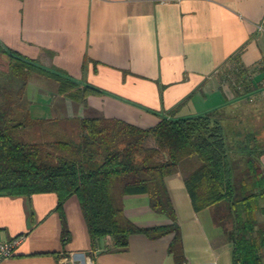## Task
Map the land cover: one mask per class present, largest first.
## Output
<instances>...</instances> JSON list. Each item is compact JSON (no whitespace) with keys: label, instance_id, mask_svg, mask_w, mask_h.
Segmentation results:
<instances>
[{"label":"crops","instance_id":"0c3cea01","mask_svg":"<svg viewBox=\"0 0 264 264\" xmlns=\"http://www.w3.org/2000/svg\"><path fill=\"white\" fill-rule=\"evenodd\" d=\"M1 49L105 92L80 104L57 94L56 82L48 96L38 90L46 96L37 99L28 84L33 118L104 116L150 128L170 113L192 116L235 104L231 79L239 72L264 84V0H0ZM166 182L187 264H233L231 245L208 210L194 211L182 176ZM57 204L55 193L0 196V243L19 240L2 264H59L71 254L94 264H175L168 251L173 235L134 234L121 252L107 251L106 237L92 251L76 197L64 206L69 239L63 240ZM124 210L139 228L170 223L147 195L126 196Z\"/></svg>","mask_w":264,"mask_h":264},{"label":"trees","instance_id":"16d2710c","mask_svg":"<svg viewBox=\"0 0 264 264\" xmlns=\"http://www.w3.org/2000/svg\"><path fill=\"white\" fill-rule=\"evenodd\" d=\"M9 70L0 71V196L55 193L62 238L69 239L64 206L76 197L91 250L109 237L107 251L128 248L129 238L173 235L175 264H187L167 179L180 174L196 213L208 210L231 245L233 264H264V155L262 130L226 113L231 103L192 116H162L141 128L104 116L37 119L26 90L36 73L57 83V94L85 104L105 92L43 69L11 50ZM238 73L236 98L250 101L264 84ZM234 105V104H233ZM147 195L163 226L139 228L124 210L126 196Z\"/></svg>","mask_w":264,"mask_h":264},{"label":"rangeland","instance_id":"374dc122","mask_svg":"<svg viewBox=\"0 0 264 264\" xmlns=\"http://www.w3.org/2000/svg\"><path fill=\"white\" fill-rule=\"evenodd\" d=\"M2 72L7 73L9 70V60L4 58L0 61ZM231 80L235 81V78L232 77ZM28 86V93L31 94V97L34 95V99L37 97L47 96L50 92L54 91V82L47 80L46 78L40 77L38 73H36L33 77L29 80ZM43 86V88L41 87ZM40 89H45V95L43 93L38 92ZM47 99V98H46ZM232 117H235L234 123L243 122V125L251 124L252 127H255L257 130L260 129L264 133V100L255 99L252 101L248 100H239V102L235 103L234 105L230 106V108L226 111ZM264 135V134H263ZM205 215H202V219L205 221Z\"/></svg>","mask_w":264,"mask_h":264},{"label":"built area","instance_id":"2783aa9c","mask_svg":"<svg viewBox=\"0 0 264 264\" xmlns=\"http://www.w3.org/2000/svg\"><path fill=\"white\" fill-rule=\"evenodd\" d=\"M250 101L259 99L264 100V85L260 86V89L250 96ZM19 240L13 239L7 242L0 243V264L6 260L12 258L15 255V249ZM59 264H94L92 261H88L85 258H78L76 254H71L68 258L62 259Z\"/></svg>","mask_w":264,"mask_h":264}]
</instances>
